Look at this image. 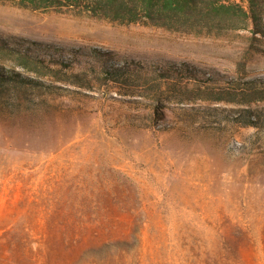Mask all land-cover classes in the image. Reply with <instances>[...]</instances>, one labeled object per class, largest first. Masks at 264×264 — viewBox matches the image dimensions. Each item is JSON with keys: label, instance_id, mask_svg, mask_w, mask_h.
<instances>
[{"label": "rangeland", "instance_id": "rangeland-1", "mask_svg": "<svg viewBox=\"0 0 264 264\" xmlns=\"http://www.w3.org/2000/svg\"><path fill=\"white\" fill-rule=\"evenodd\" d=\"M182 1L0 0V264H264L263 41Z\"/></svg>", "mask_w": 264, "mask_h": 264}, {"label": "trees", "instance_id": "trees-1", "mask_svg": "<svg viewBox=\"0 0 264 264\" xmlns=\"http://www.w3.org/2000/svg\"><path fill=\"white\" fill-rule=\"evenodd\" d=\"M154 1L156 0H18V4L34 9L48 6H66L75 8L80 14H85L88 17L118 24L144 22L158 25L167 23V20L161 21L164 19L163 15L166 14V10L172 9L171 2L173 0L157 1V3H154ZM176 3L180 7L187 6V8L194 9L185 0ZM233 6L236 8L235 19L241 20V24L238 27L247 28L250 26L251 34L259 35V39L263 41L264 45V0H246L245 6L240 4L231 6L230 4L216 1L206 5L205 8H200V11L206 16L211 13L225 14ZM234 21L232 25L237 26ZM20 54L24 63H45L44 58L33 56L25 49L20 48ZM122 69L124 68L118 65L116 67L115 65L111 66L108 71L110 74H116ZM187 74L192 75L190 72ZM181 77L185 76L182 75Z\"/></svg>", "mask_w": 264, "mask_h": 264}]
</instances>
